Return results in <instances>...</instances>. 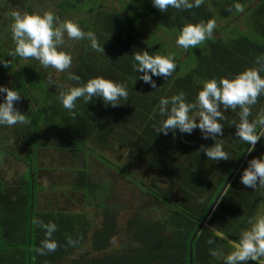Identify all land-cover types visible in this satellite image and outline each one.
Returning <instances> with one entry per match:
<instances>
[{
  "label": "trees",
  "instance_id": "16d2710c",
  "mask_svg": "<svg viewBox=\"0 0 264 264\" xmlns=\"http://www.w3.org/2000/svg\"><path fill=\"white\" fill-rule=\"evenodd\" d=\"M6 1L11 4L23 2ZM103 1L61 0L58 6L62 13L84 12L85 16L80 19L84 31L94 32L103 49L94 50L90 41L80 40V51L71 73L79 75L82 81L99 75L127 83L128 98L119 107L105 106L99 99L86 105L78 100L74 113H70L56 97L63 87L74 82L63 77V87L49 86L46 75L38 74L32 65L18 69L15 64L18 59L8 56L10 51L0 36V59L8 60L11 65L8 68L0 66V85L14 87L20 92L21 99L15 107L32 121L28 126L11 127L14 132L22 129L25 157L31 158V163L26 165L30 178L27 179L26 174L13 184L0 180V264H189L190 238L248 145L236 138L235 128L230 125L238 117L232 110H227L222 122L224 135L218 139L223 140L231 159L219 163L209 161L199 150L202 145L210 146L213 141L202 139L199 130H194L191 135L178 131L168 135L156 132L161 119L158 109L161 97H170L181 91L189 101L194 100L202 79H219L256 67V57L264 55V0H203L199 8L177 10L170 7L166 13L155 9L151 0H126L124 12L105 8ZM236 2L244 6V12L235 10ZM242 17L243 30L235 26V21ZM141 18H148L154 28L175 36L187 22L195 24L214 19L217 26L211 40L184 50L177 44L162 42L160 36L141 31ZM219 22L222 25L219 26ZM141 49L150 54H171L175 59L177 67L171 77H153L157 88L152 89L137 79L139 74L132 68L131 55ZM182 51L185 52L183 58ZM262 107L264 96L252 106L249 119H254ZM39 126L43 131L47 128L51 132L48 134L53 138L50 142L43 140L37 144L38 136H46L38 131ZM92 128L98 132L94 140L97 139L99 145L111 148L110 140L114 139L142 159L148 171L161 174L168 184L165 189H159L156 178H152L147 185L152 192L158 190L161 193L165 218L134 223L132 235L135 243L120 251H107L111 239V226L107 223L92 234L90 249L79 253L91 227L87 216L61 207L37 208V193L32 184L37 149L41 146L66 150L75 157L86 146L82 138L92 139L88 137ZM261 135L264 137V130ZM249 152L206 226L195 237L193 264H221V258L232 250L229 241L237 240L240 230L248 227V219L264 210V187L253 190L239 180L247 160L264 152V139ZM78 173L81 178L76 181L74 189L95 188L85 171ZM174 186L180 189V198L176 201L172 199ZM201 199L204 203H200ZM107 216H110L109 212ZM33 219L57 225V231L53 233V239L59 245L56 251L45 255L36 252L45 232L32 223ZM214 230L226 233L228 239L217 238ZM210 238L214 244L207 243ZM69 239L73 243H69Z\"/></svg>",
  "mask_w": 264,
  "mask_h": 264
},
{
  "label": "clouds",
  "instance_id": "9594fccd",
  "mask_svg": "<svg viewBox=\"0 0 264 264\" xmlns=\"http://www.w3.org/2000/svg\"><path fill=\"white\" fill-rule=\"evenodd\" d=\"M202 3L203 0H151L152 6L160 13H166L170 7L177 10L199 8ZM234 7L237 12H244V6L239 2ZM11 18L14 50L8 56L33 58L45 69L64 72L72 66V56L61 50L65 34L71 40L86 39L90 41L92 49L103 51L94 32L83 31L79 24L71 20L61 21L52 11H13ZM216 26L214 19L195 24L187 22L178 30L175 43L184 50L196 48L213 38ZM131 56L132 68L139 74L137 79L152 89L158 87L153 77H171L177 67L171 54H150L141 49ZM255 64L256 67L245 68L232 76L200 80V87L192 101L182 91L170 97H161L158 109L161 119L156 132L168 135L178 131L191 135L194 130H199L202 139L213 141L210 146L202 145L199 151L209 161H228L231 153L225 151L223 140L218 138L224 135V112L232 110L238 117L230 125L235 128L236 138L255 149L257 143L264 139L260 132L264 130V107L259 109L254 119L250 120L249 117L252 116V106L257 104L259 97L264 96V76L261 75L264 73V55L256 57ZM0 66L8 68L11 65L8 60L0 59ZM68 79L74 83L63 87L56 99L70 113H74L78 100L86 105L99 99L103 105L116 108L128 98L125 82L99 75L82 81L79 75L72 73ZM47 83L53 86L55 81L49 76ZM20 99L21 94L14 87L0 85V126L31 125V119L15 107ZM239 180L243 186L253 190L264 187V152L247 160L246 167L240 171ZM200 203H204V200L201 199ZM32 223L45 232V238L36 252L45 255L56 251L59 245L53 239V233L57 231V225L39 219H33ZM247 224L248 227L240 230L237 240L229 241L232 250L224 256L223 264H248L249 261L264 264V210L251 216ZM214 235L219 239H228L226 233L220 230H214ZM69 243L73 241L69 239ZM207 243L211 245L215 241L210 238Z\"/></svg>",
  "mask_w": 264,
  "mask_h": 264
},
{
  "label": "rangeland",
  "instance_id": "374dc122",
  "mask_svg": "<svg viewBox=\"0 0 264 264\" xmlns=\"http://www.w3.org/2000/svg\"><path fill=\"white\" fill-rule=\"evenodd\" d=\"M61 0H23L21 4H11L8 3L6 0H0V36L2 37L6 48H8V51L14 50V42L12 40L11 36V30L10 25L12 22L11 13L13 11H21V12H29V13H43L45 11H52L56 16L60 18L61 21L64 20H71L72 22H75L79 24L81 29H83V25L80 22V19L82 20L84 12H65L62 13V10L59 8L58 4ZM100 1V0H98ZM124 2V3H121ZM103 5L105 8H111V9H119L124 12L125 6H126V0H104ZM219 26L222 25L220 22L218 23ZM232 26V25H230ZM235 26L238 28H245L243 17L242 19H238L235 21ZM139 29L143 31L144 33L148 34H155L157 36L162 37V42H165L167 44H176V36L171 33L168 35L167 33L161 31L160 29L154 28L151 23L149 22L148 18H141ZM61 50L68 52L72 56V66L65 70L64 72H57L53 68L45 69L43 68L39 62L33 58L23 59L20 57H13L14 60L18 59V61L15 63L18 67V69H21V67L32 65L33 68L38 72L40 75H46V78L51 76L53 80L55 81V84L59 86H64L65 81L62 79L63 77H68V75L71 73V70L73 69L74 65L76 64L77 56L80 51V40H71L67 37L65 34V43L61 46ZM185 56V52L182 51V58ZM31 63V64H30ZM34 71V70H33ZM61 79V80H60ZM58 90H60L58 88ZM95 116H97V113H93ZM100 117V115H99ZM19 129V130H18ZM15 129V132L12 131L11 127L7 126H0V152L3 153V157L0 160V176L7 182L12 183V181L18 177L22 172L26 170V165L31 163V158L27 156V159L25 157L26 148L22 145L21 139L23 138V132L22 129L18 128ZM38 131H42L43 134L46 136L44 137H37L38 141L37 144L43 143V140H49L48 142L53 139L48 134L51 133L47 128L44 129L41 126H39ZM38 132V133H39ZM98 135V132L96 129L92 128L90 133V138L92 139H84L83 141H86V146L84 148V151L89 156H92L105 166H108L109 168L113 166L112 169L117 171L120 167L122 169H125L127 172H129V176L126 178V175H123L122 172H119V176L117 178V182H113L115 186H118V195L116 196L114 191L112 193V196H109V198H104L102 201L105 206L112 205V207L118 206V214H117V220L119 224V230L118 235L114 237L113 239V247L114 249L112 251H120L123 249V247H126L130 241L128 240L127 234L122 230V228H125V222L129 217L139 216L142 218H145L147 220H152L156 218L158 215L162 216L163 212L160 213V207L159 205H153V208L150 210L148 208L150 205V200H148L143 192H141L136 185L138 184L139 180L144 179L146 182H150L152 177L151 175H146L145 177V171L144 168H141L142 163L139 162L138 157L131 152L130 150L126 149V147H122L117 142H115L114 139H111L110 142L112 143L111 148L110 147H103L99 145L94 138ZM86 139V140H85ZM47 147L49 146V143H45ZM83 147V146H82ZM50 147H48L49 149ZM40 149H44L43 147H39L37 149L38 153V160L35 164V170L38 173L39 179L38 184L41 185L45 191H40L41 188L37 184H35V189L37 193V208H49L56 206V202L58 203V207L63 208L64 210L68 209L72 211H83V209H87V215L90 218V220L94 223L96 218H99V212H97L96 204L98 203V199L88 198L84 204L82 201V192L72 194L70 191L71 185H73V179L72 175L75 173L70 172L71 169H74L76 167L81 168L82 167V159H83V153H80L78 157V162L74 163L75 161H72L70 154L66 150L59 151L58 157L56 156L57 160L61 163L57 164L56 167H53L50 169V171H47L50 164L54 163L55 160L52 156H47L48 153H55L57 151L48 150L43 151ZM64 160V161H63ZM114 163V164H113ZM140 164V167L137 165ZM74 167V168H73ZM41 168V169H40ZM59 168L60 171H57L56 169ZM98 167H94L93 171L94 176L93 178L99 179ZM113 178H114V173ZM92 175V174H91ZM131 175V176H130ZM37 177V178H38ZM26 178L29 179L30 175H26ZM139 180H138V179ZM91 179V178H90ZM103 180V178L99 179ZM133 182V184L131 183ZM74 186L76 184L74 183ZM55 187V189H54ZM46 188L50 190V192L46 191ZM142 188V187H140ZM61 189H64V191L61 192ZM144 189V188H142ZM53 190H56L53 192ZM38 191V192H37ZM102 194V193H101ZM62 196H70V198H73L74 200H79L78 206H64L62 200ZM103 196V195H102ZM53 197L55 199H53ZM175 197H179V192H175ZM80 198V199H78ZM99 208L101 205H98ZM103 207V205H102ZM210 207V206H209ZM92 208V209H90ZM53 209V208H51ZM208 210V209H207ZM207 212V211H206ZM160 213V214H159ZM205 215V214H204ZM204 217V216H203ZM210 217V216H209ZM203 219V218H202ZM95 226V225H94ZM92 228V227H90ZM91 231H95V229H91ZM87 246V245H86ZM122 246V248H120ZM79 253L82 252L81 249L78 250ZM231 251V250H230ZM229 251V252H230ZM228 252V253H229ZM227 253V254H228ZM216 264V263H214ZM221 264H223V258H221ZM248 264H251L248 262ZM253 264V263H252Z\"/></svg>",
  "mask_w": 264,
  "mask_h": 264
},
{
  "label": "crops",
  "instance_id": "0c3cea01",
  "mask_svg": "<svg viewBox=\"0 0 264 264\" xmlns=\"http://www.w3.org/2000/svg\"><path fill=\"white\" fill-rule=\"evenodd\" d=\"M49 149L50 150H53V151H57V152H55V153H48L47 156H52L53 159L55 160V162L52 163V164H50L51 166H49L48 168H45V169H47V171H50V169H52L53 167H56L57 164H59V163L62 162V161L59 162L57 160V158H56V156L58 157L59 150H54V149H51V148H49ZM49 149L48 148H44V149H40V150H42V152L43 151L46 152ZM3 155L4 154L0 152V160L2 159ZM71 159H72V161H75L74 163H77L78 160H79L76 157H72V156H71ZM37 160H38V153L36 152L35 160H34L35 164L37 163ZM82 161L83 162H82V167L81 168H78V167L74 168L73 167L74 169H71V171H70L72 173H75V174L72 175V178H74V177L75 178L72 180L73 181V185H71L72 191H70V193H72V194L79 193L80 194L82 192V201L84 202V204H85V202H86V200L88 198H90V199H93V198L96 199L97 198L98 199V203L95 206L97 208L96 214L99 212V216H98L99 218H96L95 219V222L93 223L90 220V218L88 217V215H87V211H86L87 209H83V211H81V212L80 211H72V210L68 209V211H70V212H80V213H84L87 216V218L89 220V223H90V225L92 227L87 232V236H86V240H85L84 246L81 247L80 249H81V251H83V250L84 251H87V250L90 249L89 248L90 240H91L92 234L94 233V231H91V229L92 230L95 229V231H99V230L102 229V227H104V225H106L108 223V225L111 226L110 227V234H111V237L110 238L111 239H110V245H109L110 248H108L107 251H112L114 249L112 242H113L114 237L118 235V230H119V224H118V220H117L118 206L117 205H115L116 207H112V205L105 206L102 201L104 200V198H109V196H112L113 191H114V193H115L116 196L118 195V190H119L118 189V186H115L113 184V182H117V178L119 176V173L117 172L118 169H117V171H115L114 169H112L113 166H111L110 168L108 166H105L104 164H102L101 162H99L98 160H96L95 158H93L92 156H89L88 154H86L85 151L83 152V159H82ZM96 166L100 170L99 171V174H98V178L99 179L103 178V180H99V179L93 178L94 172H92V171H93L94 167H96ZM38 170H39V166H38ZM38 170H35L34 174H32V177L33 178L35 177V179H34L35 181L34 182L32 181V184L33 185L37 184L38 186L41 187L39 189L40 191H45V190H43L44 188L41 185L38 184V181H37L39 179L38 173H37ZM56 170L57 171H60L59 168H57ZM82 170L85 171L86 174L88 175L89 182L92 183L93 185H95V188L94 189L85 188V189H81V190L79 189L78 190V189H74L73 188L74 187V183L76 184V181L81 178L78 172L79 171H82ZM112 172L114 173V178H113ZM26 174H27V170H25L20 175H18V177H16L12 181V183L5 181L1 176H0V180H2L4 183L13 184L15 180L22 179ZM153 178H156V180H157V177L154 174H153ZM156 180H155V182H156V185H157V187L159 189H165L166 187H168L167 181H165L163 178H162L163 181H161L160 184H158V182ZM131 183L133 184V182H131ZM134 184H133V186H134ZM138 184L139 185H136L135 184L137 186V188L141 192H143V194L145 195V197L148 200H150V205H149L150 208H148V209L151 210L153 208V205H156L157 204L160 207V213L163 212V214H162V216H159L158 215L156 218H154L152 220H147V219L142 218V217H139V216L129 217L126 220V222H125V228H122V230L125 232V234L129 235V236H127V238L130 237V236H133L132 233L134 232V228H133L134 223H141L143 221H145V222H152V221L163 220L165 218L164 211H163L164 210V205L162 203L161 197L158 199V197H155V195H152L150 192H148L147 191L148 189L145 186H141L139 182H138ZM140 187H142L144 189H142ZM54 189H55V187H54ZM47 190L48 189L46 188V191ZM55 191L56 190H53V192H55ZM62 191H64V189H61V192ZM173 191H174V194L172 192V197H174V200L175 201L176 200H179V198H180V189H179V187L178 186H174ZM176 191L179 192V197H175V192ZM47 192H50V190H48ZM53 199H55V198L53 197ZM78 199H80V198H78ZM60 200H62L64 206H67V207L68 206H73V205L78 206V204H79V200L76 201L73 198H70V196H67V197L66 196H62V199L60 198ZM99 204L101 205L100 208L98 206ZM102 205H103V207H102ZM58 206L59 205L56 202V206L49 207V208L55 209ZM90 209H92V208H90ZM65 210H67V209H65ZM108 212H109L110 216H107V213ZM130 243H132V242H130ZM130 243H128V244H130ZM128 244L126 246H128ZM120 248H122V246Z\"/></svg>",
  "mask_w": 264,
  "mask_h": 264
},
{
  "label": "water",
  "instance_id": "95a60500",
  "mask_svg": "<svg viewBox=\"0 0 264 264\" xmlns=\"http://www.w3.org/2000/svg\"><path fill=\"white\" fill-rule=\"evenodd\" d=\"M261 131L262 130H260V132ZM250 148H251V146L247 145V147L245 148L244 152L242 153V155L238 159L237 163L235 164V166L231 170L230 174L228 175L227 179L225 180L224 184L222 185L221 189L219 190L218 194L216 195V197L212 201V203H211L210 207L208 208L207 212L205 213L203 219L200 221V223H199L198 227L196 228L195 232L193 233L192 237L190 238V241H189V264H193V241H194L195 237L197 236L199 231L204 226H206V222H207L209 216L211 215L212 211L214 210V208L217 205L218 201L220 200L221 196L225 192L227 186L229 185V183L233 179L235 173L237 172L239 166L241 165V163L245 159V157H246L247 153L249 152Z\"/></svg>",
  "mask_w": 264,
  "mask_h": 264
},
{
  "label": "flooded vegetation",
  "instance_id": "af4514ba",
  "mask_svg": "<svg viewBox=\"0 0 264 264\" xmlns=\"http://www.w3.org/2000/svg\"><path fill=\"white\" fill-rule=\"evenodd\" d=\"M126 149H128V148H126ZM84 151H82L81 153H83ZM80 154V153H79ZM79 154H77L75 157L78 159V157L79 156H81V155H79ZM139 159V162H141L142 163V165H141V168L143 167L144 168V171H145V177H146V175H151L152 177H150L151 179L153 178V174L157 177V182H158V184H160L161 183V181H163L162 180V176H161V174H159L158 172H156V171H153V172H150V171H148L147 170V167H146V165H145V162L142 160V159H140V158H138ZM114 164V163H113ZM138 167H140V164H138L137 165ZM116 168H118V171L119 172H122V174L123 175H126V178L129 176V172H127L125 169H122V168H120V167H116ZM131 176V175H130ZM147 178V177H146ZM138 179V178H137ZM139 180V179H138ZM151 181V180H150ZM139 183H141L143 186H145V187H147V188H149V186H147L150 182H146L144 179H142V180H139L138 181ZM155 184H156V182H155ZM149 190H150V192H151V194L152 195H155V196H160L161 197V193L158 191V190H154V192H152L151 191V188H149ZM173 194H174V191H173ZM172 199L174 200V197H172ZM128 240L130 241V242H132V243H135V240H134V237L133 236H130V237H128Z\"/></svg>",
  "mask_w": 264,
  "mask_h": 264
}]
</instances>
